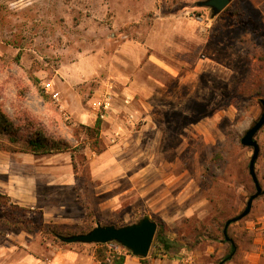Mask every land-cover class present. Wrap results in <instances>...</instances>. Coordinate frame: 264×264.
Returning <instances> with one entry per match:
<instances>
[{"label": "rangeland", "instance_id": "374dc122", "mask_svg": "<svg viewBox=\"0 0 264 264\" xmlns=\"http://www.w3.org/2000/svg\"><path fill=\"white\" fill-rule=\"evenodd\" d=\"M196 1L0 0V264H76L59 256L68 249L96 259V244L57 234L145 214L177 242L170 254L152 246L146 262L264 264V193L229 226L228 260L223 235L256 192L241 138L263 111L264 5L232 0L212 19ZM31 139L51 152L33 153ZM256 139L264 190V126ZM56 153L71 156L75 188L29 177ZM103 155L122 176L93 178Z\"/></svg>", "mask_w": 264, "mask_h": 264}, {"label": "water", "instance_id": "95a60500", "mask_svg": "<svg viewBox=\"0 0 264 264\" xmlns=\"http://www.w3.org/2000/svg\"><path fill=\"white\" fill-rule=\"evenodd\" d=\"M231 2L232 0H198L195 4L196 6L209 8L210 17L213 19L226 9ZM261 103L263 105V111L260 117L241 138V144L243 146L253 149V154L249 162V173L255 184L256 192L250 195L245 209L238 215L229 218L225 223L223 233L226 240L230 241L233 246H235L234 240L228 235L229 226L233 222L239 221L247 216L251 212L254 200L264 193L256 171V163L260 155V144L256 139V135L264 126V99H261ZM157 228L158 223L150 214H145L138 221L126 225L117 226L115 224L97 222L96 226L87 232L70 235L57 234V237L66 243L106 244L117 242L130 251L132 255L145 258L150 252Z\"/></svg>", "mask_w": 264, "mask_h": 264}, {"label": "crops", "instance_id": "0c3cea01", "mask_svg": "<svg viewBox=\"0 0 264 264\" xmlns=\"http://www.w3.org/2000/svg\"><path fill=\"white\" fill-rule=\"evenodd\" d=\"M261 5H264V0H261ZM260 14H262V11ZM261 16H263V14ZM37 158L38 159H35L34 162L36 163L39 161H43L39 163V164H42V166L41 165L39 166L43 168V170L39 169L40 167L38 166V164L36 165L34 164V167L29 169L30 170L29 177L33 179V181L35 182V185H46V186L56 185V186H61V187L70 186L73 188L77 186L78 177L73 168L72 159L70 155L68 156V154L65 155L61 153H56V154H49V155H45V156H41ZM111 162H112L111 158H108V157L106 158L105 155L101 156L99 158V164L96 166H93L92 168L93 178H102V176L111 178L113 176L114 177L118 176V174L119 176L120 175L122 176V172H121L122 169H120L121 173H119L118 171L119 169L116 170L117 167H114V165H112ZM118 168H121V167L118 166ZM126 174L127 172H125L124 175ZM134 177H136V180L138 181L137 183H139L140 180H142L140 171H138V173L132 174L129 178L134 179ZM136 180L134 179L135 183H136ZM134 188H136L135 185L131 186L130 188H126V190H124L122 194H124L125 192H129L130 190H134ZM137 188L140 189L141 186H138ZM139 189H137L139 193H136L138 195L142 194ZM28 192L31 193V196L29 197L30 201L28 202L29 205L31 206L39 205L40 197L37 191V186H29ZM60 208L62 209L63 207L61 206ZM59 256L61 257L67 256L73 259L75 258L74 260H77L76 264H101L95 258L86 260L82 254L78 253L77 251L70 250V249L65 251L63 254L60 253ZM62 261L63 263L61 262L60 264H64V259H62ZM65 264H67V262H65ZM124 264H143V262L140 257L127 253ZM147 264H180V263H178L176 259L155 256L152 259H148Z\"/></svg>", "mask_w": 264, "mask_h": 264}, {"label": "trees", "instance_id": "16d2710c", "mask_svg": "<svg viewBox=\"0 0 264 264\" xmlns=\"http://www.w3.org/2000/svg\"><path fill=\"white\" fill-rule=\"evenodd\" d=\"M232 5L230 4L223 12H231ZM97 125L100 126V120L97 121ZM29 145L32 146V151L35 154H46L51 151L48 150V146L40 141V139H31L29 140ZM159 226V224H158ZM224 230V229H223ZM53 232V229H50L49 232ZM224 235V233H223ZM225 237V235H224ZM226 240V238H224ZM228 241V240H227ZM177 242L171 238H169L161 228H157V232L153 241L152 246L156 250H163L166 253H169L175 248ZM98 246L97 250L95 251V257L101 264H124L126 259V253H118L115 250L107 249V244H96ZM236 246H233L231 243V253L230 255L226 256V260L232 258L234 255ZM128 254H131L128 252ZM143 264H146L145 258H141Z\"/></svg>", "mask_w": 264, "mask_h": 264}, {"label": "built area", "instance_id": "2783aa9c", "mask_svg": "<svg viewBox=\"0 0 264 264\" xmlns=\"http://www.w3.org/2000/svg\"><path fill=\"white\" fill-rule=\"evenodd\" d=\"M44 85H45L46 90H50L53 87L51 81L44 83ZM107 95H108V93H107ZM54 96L56 98H58V94H55ZM109 99H110L109 96H106V95H104V97H102V99H99L98 108L103 107L104 109H107L108 108L107 101H109ZM101 116L104 117V113H102ZM117 248H118L117 244L112 245V247H111V249H113V250H118ZM262 251L264 252V247L262 248ZM189 259H190V257L187 254L186 255L184 254L183 256H181V260H183V261H187Z\"/></svg>", "mask_w": 264, "mask_h": 264}]
</instances>
